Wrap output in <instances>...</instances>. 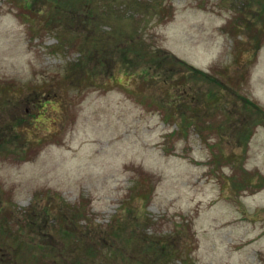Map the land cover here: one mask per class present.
<instances>
[{"label":"rangeland","instance_id":"obj_1","mask_svg":"<svg viewBox=\"0 0 264 264\" xmlns=\"http://www.w3.org/2000/svg\"><path fill=\"white\" fill-rule=\"evenodd\" d=\"M89 1L98 36L74 25L72 45L46 0H0V263L264 264V120L243 117L245 100L264 111L261 0ZM112 31L114 47L139 32L215 87L177 65L166 91L82 48ZM175 97L178 121L162 107ZM152 236L179 252L157 259Z\"/></svg>","mask_w":264,"mask_h":264},{"label":"trees","instance_id":"obj_2","mask_svg":"<svg viewBox=\"0 0 264 264\" xmlns=\"http://www.w3.org/2000/svg\"><path fill=\"white\" fill-rule=\"evenodd\" d=\"M37 0H34V3H36ZM108 4L106 6H109L111 8V10L114 7V3H116V0H107ZM48 6L50 7V10L52 12V16L53 18L56 20L57 23L60 24H64L61 27L64 29V32L61 33V35H58V39L59 42L60 41H65L68 44H75L74 40L78 39V36L71 33L73 31V27L74 25H77L79 28L82 27L84 29L87 30L86 35H89V37L91 38H95V36H98V31H97V26H99V18H98V12L96 10V8H93L91 5V2L89 0H46ZM261 6H262V11L258 14L261 16H264V0H261ZM113 4V5H112ZM151 6V5H149ZM158 9L159 5L157 6ZM263 12V14H262ZM64 13H67L66 16H63ZM113 13V12H112ZM115 13V12H114ZM76 14L82 15L84 14L86 16V19L84 20L82 17H76ZM110 14V13H109ZM75 15V16H73ZM59 17V18H58ZM259 30L258 33L262 34L264 33V25H260L259 28L257 29ZM83 34V33H80ZM137 36V37H135ZM113 38H118V36H115V32H109V38L107 40H102L104 41V44L99 45L94 44L91 48H84L86 51H88V54L90 52L92 53H96V52H101L99 55L103 56V57H108L110 60H113L115 57H113L112 53L109 51H113V53H117L119 54V57L122 56V59H124V61L122 63L127 64V63H131L132 66L135 69H140L143 70V72H139L141 77L144 79V81H148L150 84H154L155 80L157 77L162 78V80H160L163 84L166 91H169L170 87H172L173 89H176L177 87L175 86V82L177 81V79H170L168 78L167 74L168 72H170V68H177V65L180 66H185L187 67L188 71L190 72H194L196 74H199L201 76V78L199 80H201L200 83V87L202 88L200 90L204 91V84L206 85H213L215 87V83L213 82L212 78L210 77V75L204 73L202 74L201 72L197 71L196 69H194L193 67H191L190 65H188L187 63H185L184 61L180 60V59H176L175 57H171L168 55L167 52H165L164 50L161 49H157L153 52H149L150 50V45L147 44L142 38H141V34L139 32H136L135 35L132 33L131 36L129 37V41H133L132 43H134V46H130V47H120L119 43L116 47H114V44L112 43V39ZM136 39V41H135ZM261 40V38H260ZM96 42V41H95ZM260 42H258L257 44V49H260L261 46L259 44ZM117 51H120L121 53H118ZM106 55H103V54ZM110 54V55H108ZM131 56V57H128ZM134 56V58H132ZM130 65V64H129ZM165 68V69H163ZM180 70V69H178ZM167 76V78L165 77ZM210 88V86H209ZM213 88V87H212ZM206 89L205 92H203V99H199V107H200V112H203V110H206L208 112V109H204L203 105L209 107L211 105H213V107L215 106V104L211 103V101L213 99H218L217 97V93H214V89ZM221 90V89H220ZM174 96L173 94H169L168 97ZM209 97V98H208ZM191 98L189 97H185V107L189 108V109H193L192 106H194L192 104V100L189 101ZM209 99V100H208ZM188 102V103H187ZM49 103V101H46L45 104H43L42 107H46V105ZM163 109H166V113L165 116L167 117V119H171L174 121H178V117H177V112L179 111L181 106V101L178 102V99L175 98H169L167 100V105H162ZM246 114V116H245ZM193 115V114H192ZM183 116V115H181ZM243 117H248V123L250 124L252 119L254 120L255 123L259 122L260 119L264 120V111L255 103H252L251 101L245 100L244 101V113H243ZM192 118H194V116H192ZM187 121L191 122L192 120L190 119H186ZM247 123V124H248ZM188 124H194V123H187L186 126H188ZM178 125V128H181ZM245 129L248 130L247 133H245L243 135L244 137V141L248 138V133L249 128L248 126H245ZM36 210H34V207L32 209V211H30V213H28V215L26 216V222H28V224L26 225V227H32V224H34V227L37 225V219L38 217L35 215ZM32 213V214H31ZM34 218V219H33ZM33 231V229H32ZM37 230L34 229L33 232H35ZM40 231V230H39ZM120 231V230H119ZM117 231V232H119ZM118 234H122V233H118ZM71 235V234H68ZM72 236V235H71ZM146 239V238H145ZM145 239H143V244H147L146 248H149L152 251L153 255H157V259H166V254H171V258L175 255L176 252H179L178 248H175L174 246H172L173 244L170 242H168L166 239H162L160 237H156V236H152L148 238V241H146ZM87 239L83 240L82 243L79 245L80 249L83 250L81 255H85V254H91L92 253V247L93 245L85 242ZM88 241V240H87ZM113 243V242H112ZM89 244V245H88ZM144 252V251H143ZM143 258H149L148 255L145 253L143 254ZM170 258V259H171ZM159 259V260H160ZM80 261L78 262H83V260H81V258L79 259ZM1 261H4V259H1ZM167 262L170 260H166ZM153 261H149L148 264L153 263ZM166 262V264H167ZM77 263V261H76ZM1 264V263H0ZM78 264V263H77Z\"/></svg>","mask_w":264,"mask_h":264}]
</instances>
